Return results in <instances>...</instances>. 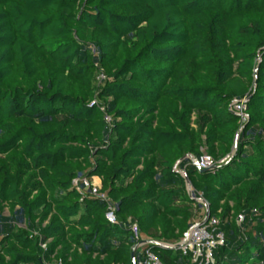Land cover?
Instances as JSON below:
<instances>
[{
	"label": "trees",
	"instance_id": "trees-1",
	"mask_svg": "<svg viewBox=\"0 0 264 264\" xmlns=\"http://www.w3.org/2000/svg\"><path fill=\"white\" fill-rule=\"evenodd\" d=\"M182 172L226 237L212 264H264V0H0V264H133L132 223L196 264L154 242L193 224Z\"/></svg>",
	"mask_w": 264,
	"mask_h": 264
},
{
	"label": "built area",
	"instance_id": "built-area-1",
	"mask_svg": "<svg viewBox=\"0 0 264 264\" xmlns=\"http://www.w3.org/2000/svg\"><path fill=\"white\" fill-rule=\"evenodd\" d=\"M93 48L94 52H96L95 47ZM104 78L105 75L102 72L97 76V80L99 82ZM248 100V96H245L242 99H235L231 103V109L239 114L242 123H245L248 120V115L246 114ZM215 163V160L210 155L204 154L199 160V167L212 168ZM182 174L184 175V172H182ZM95 178H97V181ZM73 185L82 193L86 191L90 192L92 195L108 202V219L111 222L116 221L115 208L110 203L107 193L101 192V179L99 177H94L92 179L87 177H78L73 180ZM188 190L190 195L195 200H199V202L207 205V201L201 195H195L193 193L191 186H189ZM243 220L244 216L242 215L240 217V221ZM199 223L193 222L190 228L184 233L183 238L178 243L173 244V246L176 245L174 249H178L184 255H189L192 261L196 264H212L215 260L216 249L225 244L226 237L224 232L217 230V221L215 219L211 220L209 223L205 222L201 225H198ZM131 230L133 238L138 241V243L144 240L141 239L140 228L137 223H132ZM148 244L141 243L136 254L137 263L164 264L152 250L148 249ZM43 247H46V244H43Z\"/></svg>",
	"mask_w": 264,
	"mask_h": 264
},
{
	"label": "water",
	"instance_id": "water-1",
	"mask_svg": "<svg viewBox=\"0 0 264 264\" xmlns=\"http://www.w3.org/2000/svg\"><path fill=\"white\" fill-rule=\"evenodd\" d=\"M238 139H239V134L237 135L236 144H235V149H234V150H235L234 154L236 153L237 148H238ZM188 157L192 158L191 155H189ZM185 158H186V157L182 158L181 160H179V161L177 162V164H176V169L178 168L179 164H180ZM194 163L199 167V161H198V160H194ZM214 167H217V166L214 165L212 168H214ZM212 168H201V170H202V171H208V170H210V169H212ZM184 176H185V178H186V182H187V184L190 186V181H189V179H188V177H187V175H186L185 172H184ZM208 219H209V208H208V205H207V214H206V217H205L204 221H203V222H200L198 225H201V224L207 222ZM152 242H153V241H151V240H142L141 242L137 243V244L134 246L133 251H132V262H133V264H138V263H137V260H136V254H137V250L139 249L141 243H147V244H148V243H152ZM154 242H155V243H158V244H160V245H162V246H165V247H171V248H174V247L176 246V245L173 246V245L166 244V243H162V242H158V241H157V242L154 241Z\"/></svg>",
	"mask_w": 264,
	"mask_h": 264
},
{
	"label": "crops",
	"instance_id": "crops-1",
	"mask_svg": "<svg viewBox=\"0 0 264 264\" xmlns=\"http://www.w3.org/2000/svg\"><path fill=\"white\" fill-rule=\"evenodd\" d=\"M97 181V178H95ZM196 203L194 204V217H193V222H201L204 220V218L206 217L207 214V206L201 202H199V200H195ZM144 240H148V239H144Z\"/></svg>",
	"mask_w": 264,
	"mask_h": 264
},
{
	"label": "rangeland",
	"instance_id": "rangeland-1",
	"mask_svg": "<svg viewBox=\"0 0 264 264\" xmlns=\"http://www.w3.org/2000/svg\"><path fill=\"white\" fill-rule=\"evenodd\" d=\"M0 215L4 216V217L10 216L8 208H5L3 210L0 209ZM15 225L17 227H21V228H25L26 227L25 221L21 218V216L17 217V220L15 221Z\"/></svg>",
	"mask_w": 264,
	"mask_h": 264
}]
</instances>
